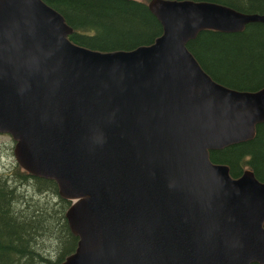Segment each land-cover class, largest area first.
Instances as JSON below:
<instances>
[{
    "label": "water",
    "instance_id": "95a60500",
    "mask_svg": "<svg viewBox=\"0 0 264 264\" xmlns=\"http://www.w3.org/2000/svg\"><path fill=\"white\" fill-rule=\"evenodd\" d=\"M161 34L131 51L72 44L40 0H0V134L26 174L68 201L75 248L58 264H264V182L208 152L254 137L264 87L226 88L186 44L264 15L150 0Z\"/></svg>",
    "mask_w": 264,
    "mask_h": 264
},
{
    "label": "trees",
    "instance_id": "16d2710c",
    "mask_svg": "<svg viewBox=\"0 0 264 264\" xmlns=\"http://www.w3.org/2000/svg\"><path fill=\"white\" fill-rule=\"evenodd\" d=\"M58 13L72 33L69 42L99 52L131 51L161 34L147 10L150 0H40ZM264 15V0H191ZM186 49L210 79L236 91L264 87V24L237 33L203 30ZM228 168L231 178L244 169L264 182V123L253 139L208 152ZM69 202L57 196L53 181L26 174L16 164L0 171V264H58L73 252V237L63 217ZM262 227L264 228V222Z\"/></svg>",
    "mask_w": 264,
    "mask_h": 264
},
{
    "label": "rangeland",
    "instance_id": "374dc122",
    "mask_svg": "<svg viewBox=\"0 0 264 264\" xmlns=\"http://www.w3.org/2000/svg\"><path fill=\"white\" fill-rule=\"evenodd\" d=\"M12 146L13 142L9 136L0 134V171L10 170L15 165Z\"/></svg>",
    "mask_w": 264,
    "mask_h": 264
}]
</instances>
